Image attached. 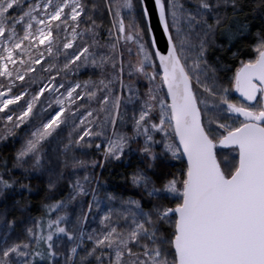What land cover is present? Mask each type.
I'll list each match as a JSON object with an SVG mask.
<instances>
[{"label":"snow or ice","instance_id":"snow-or-ice-1","mask_svg":"<svg viewBox=\"0 0 264 264\" xmlns=\"http://www.w3.org/2000/svg\"><path fill=\"white\" fill-rule=\"evenodd\" d=\"M245 5L0 0V264H264V28L234 71L209 58L221 24L222 54L251 34ZM125 159L134 195L101 196Z\"/></svg>","mask_w":264,"mask_h":264},{"label":"trees","instance_id":"trees-1","mask_svg":"<svg viewBox=\"0 0 264 264\" xmlns=\"http://www.w3.org/2000/svg\"><path fill=\"white\" fill-rule=\"evenodd\" d=\"M180 2H183L186 7H191V0H180ZM256 2L257 0H246V5L244 8L245 15H242L240 17L241 22L246 23L250 26L251 34L247 35L246 39H243L242 41H240L235 47L229 49L228 51L222 54L220 50L216 47V45H224L225 47H227L230 41L228 40L226 35L222 34V32L227 29L228 25L221 24L220 30H218L215 33L214 37L212 38L213 47L210 48L209 50L210 61H214L217 55H222V59L224 61H228L232 64L233 71H234L235 67H238L239 65L237 61L232 59V53L237 51V49H239L240 59L248 60V59L254 58L255 53L253 51V48L255 46L256 37L260 29L264 28V22H262L259 12L253 10ZM98 22H99V19H98ZM209 22H212V20L210 19ZM103 23H104L105 28L109 26L107 19H105ZM193 40L195 42V37H193ZM230 74L231 73H229V75ZM89 76H92V79L99 78L98 75H92V73L89 71V72H85L82 76L79 77V79L86 80L89 78ZM233 96L236 97L234 93H233ZM97 142H100V141H97ZM19 147L20 145L15 143L14 140L12 139L6 142V144L4 142H0V165H2L5 160H7L8 167L11 168L13 165V156L15 154L16 149H18ZM85 159L100 160L101 154L95 151V149H93L90 152V157L85 158ZM218 159L222 162L221 166H226L228 164H231L232 162L231 157L227 161V159L224 160L225 158H223L222 155ZM125 160H122L119 162L108 163L103 169H99V170L97 169L98 171H95L96 177L99 179L101 185L103 186L102 191H101V196H103L105 192H113L116 194L124 193L125 195H134V193L130 189L127 188V185L125 183L126 174L131 171V168L129 167V165L124 164ZM136 163H137L136 161H133V165H135ZM173 163L176 164V168L174 170L178 172L179 169L182 167V165L179 164L178 162H173ZM228 170L229 169L227 167L225 171H228ZM14 175L19 176V171L17 170L14 173ZM31 184L33 188V193L31 194V196H29V200L33 206H37L40 203V199L42 195V194H39V195L37 194V190L40 186L39 181L33 180L31 181ZM23 194L25 196H28L27 192ZM4 206H5L4 203L0 202V208H3ZM33 215H37L35 208L33 210ZM58 264H63L62 257L58 260Z\"/></svg>","mask_w":264,"mask_h":264},{"label":"rangeland","instance_id":"rangeland-1","mask_svg":"<svg viewBox=\"0 0 264 264\" xmlns=\"http://www.w3.org/2000/svg\"><path fill=\"white\" fill-rule=\"evenodd\" d=\"M137 146H138V145H136V144H133V145H132L133 148H136ZM221 155H222L223 158H225L224 160L227 159V161H228V159H229L233 154L230 152V150H227L226 152H220V153H218V158L221 157ZM221 159H222V158H221ZM227 161H226V163H227ZM220 162H221V161H220ZM124 164H125V165H128V163H127L126 160L124 161ZM221 164H222V162H221ZM223 167H224V169H225V168L227 169V166H222V168H223ZM97 169L99 170L100 168H96L95 171H98ZM226 169H225V170H226ZM87 171H88L89 173H91L93 170H92L91 168H89V169H87ZM80 175L82 176L83 173H81ZM96 178H97V177H96Z\"/></svg>","mask_w":264,"mask_h":264},{"label":"water","instance_id":"water-1","mask_svg":"<svg viewBox=\"0 0 264 264\" xmlns=\"http://www.w3.org/2000/svg\"><path fill=\"white\" fill-rule=\"evenodd\" d=\"M234 95L238 98V94L237 93H234Z\"/></svg>","mask_w":264,"mask_h":264}]
</instances>
